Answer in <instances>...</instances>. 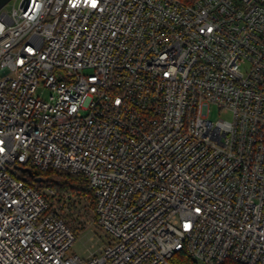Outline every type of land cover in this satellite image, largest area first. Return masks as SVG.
<instances>
[{
  "label": "built area",
  "instance_id": "1",
  "mask_svg": "<svg viewBox=\"0 0 264 264\" xmlns=\"http://www.w3.org/2000/svg\"><path fill=\"white\" fill-rule=\"evenodd\" d=\"M7 4L0 264H264V0ZM19 167L86 175L108 242Z\"/></svg>",
  "mask_w": 264,
  "mask_h": 264
},
{
  "label": "rangeland",
  "instance_id": "2",
  "mask_svg": "<svg viewBox=\"0 0 264 264\" xmlns=\"http://www.w3.org/2000/svg\"><path fill=\"white\" fill-rule=\"evenodd\" d=\"M18 2L19 0H10L7 4V8H12L13 4H18ZM41 92L44 97H48L52 90L41 85L38 88V94ZM211 116L214 119L220 116L231 118L229 112L218 113L217 110H215ZM17 172L23 178L25 177V174L21 170ZM88 201L89 199L83 198L75 207H68V211H65L68 224L72 229H77V239L73 244L72 252L83 258H87L89 255L97 252V250L101 249L109 240V237L97 222L92 209L93 204L90 205Z\"/></svg>",
  "mask_w": 264,
  "mask_h": 264
},
{
  "label": "trees",
  "instance_id": "3",
  "mask_svg": "<svg viewBox=\"0 0 264 264\" xmlns=\"http://www.w3.org/2000/svg\"><path fill=\"white\" fill-rule=\"evenodd\" d=\"M183 1L191 2L193 0H183ZM32 170L34 172L33 175L29 174L28 172L24 173L25 174L24 179L29 186H32L37 189L44 187H51L62 194H66V193L77 194L79 196L78 201L69 202V207H75L76 204H78V202H81L83 198L89 199L91 204H93L94 195H93V191L89 188V179L86 175L72 174L67 171H60L56 169L38 170L32 168ZM66 216L67 215H63L65 219ZM72 230L77 239V229L75 228ZM223 264H240V263H237L232 260H227Z\"/></svg>",
  "mask_w": 264,
  "mask_h": 264
},
{
  "label": "water",
  "instance_id": "4",
  "mask_svg": "<svg viewBox=\"0 0 264 264\" xmlns=\"http://www.w3.org/2000/svg\"><path fill=\"white\" fill-rule=\"evenodd\" d=\"M10 0H0V8L3 7L5 4H7ZM20 170L24 172H28L29 174L33 175L34 172L31 168L29 167H19Z\"/></svg>",
  "mask_w": 264,
  "mask_h": 264
},
{
  "label": "snow or ice",
  "instance_id": "5",
  "mask_svg": "<svg viewBox=\"0 0 264 264\" xmlns=\"http://www.w3.org/2000/svg\"><path fill=\"white\" fill-rule=\"evenodd\" d=\"M93 6H95V0H93Z\"/></svg>",
  "mask_w": 264,
  "mask_h": 264
}]
</instances>
